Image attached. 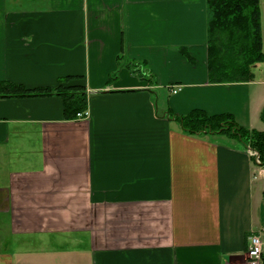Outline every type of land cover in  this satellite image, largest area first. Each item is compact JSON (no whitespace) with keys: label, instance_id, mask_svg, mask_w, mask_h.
<instances>
[{"label":"crops","instance_id":"1","mask_svg":"<svg viewBox=\"0 0 264 264\" xmlns=\"http://www.w3.org/2000/svg\"><path fill=\"white\" fill-rule=\"evenodd\" d=\"M210 19L207 0H0V81L72 78L89 111L0 98V264H249L264 165L176 119L203 109L264 130L256 71L210 82Z\"/></svg>","mask_w":264,"mask_h":264},{"label":"trees","instance_id":"2","mask_svg":"<svg viewBox=\"0 0 264 264\" xmlns=\"http://www.w3.org/2000/svg\"><path fill=\"white\" fill-rule=\"evenodd\" d=\"M211 14L208 27V71L212 83L251 81L254 69L264 62L260 0H207ZM130 63L132 73L154 83V77L144 65ZM116 76H114L115 78ZM113 77L110 79H114ZM72 78H62L55 88L29 89L21 84L0 81V98L59 95L64 102L67 119H77L88 108V94L83 86L65 85ZM183 130L189 134H207L230 144L250 146L258 151L264 165V131L240 125L230 113L210 115L194 109L177 116ZM264 120V110L262 112ZM264 264V253L262 256Z\"/></svg>","mask_w":264,"mask_h":264},{"label":"built area","instance_id":"3","mask_svg":"<svg viewBox=\"0 0 264 264\" xmlns=\"http://www.w3.org/2000/svg\"><path fill=\"white\" fill-rule=\"evenodd\" d=\"M176 93L177 91L174 90ZM89 116L88 109L82 113H79L77 118L78 119H86ZM244 150H246L250 156L254 159V161L257 164H261V158L258 151L254 150L250 146L244 147ZM264 253V232H260L257 234H253L250 237V245L248 248V260L249 264H262V256Z\"/></svg>","mask_w":264,"mask_h":264},{"label":"rangeland","instance_id":"4","mask_svg":"<svg viewBox=\"0 0 264 264\" xmlns=\"http://www.w3.org/2000/svg\"><path fill=\"white\" fill-rule=\"evenodd\" d=\"M260 9H261V23H262V36H263V50H264V0H260ZM254 70L256 71L257 79L259 81H264V62L260 63L258 67L255 68ZM260 126L262 128L264 127V125H260Z\"/></svg>","mask_w":264,"mask_h":264}]
</instances>
